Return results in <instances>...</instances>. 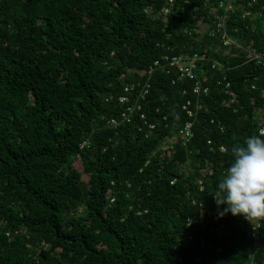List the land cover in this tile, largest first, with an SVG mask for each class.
Instances as JSON below:
<instances>
[{"label":"trees","instance_id":"trees-1","mask_svg":"<svg viewBox=\"0 0 264 264\" xmlns=\"http://www.w3.org/2000/svg\"><path fill=\"white\" fill-rule=\"evenodd\" d=\"M220 1L0 0V264H264V221L253 240L213 197L264 117L263 68L209 35ZM248 1L227 33L261 51L264 0L242 18ZM193 54L206 95L147 73ZM145 83L140 110L109 127L124 87Z\"/></svg>","mask_w":264,"mask_h":264},{"label":"built area","instance_id":"built-area-1","mask_svg":"<svg viewBox=\"0 0 264 264\" xmlns=\"http://www.w3.org/2000/svg\"><path fill=\"white\" fill-rule=\"evenodd\" d=\"M172 0H169L171 3ZM238 2L240 0H222L218 3L217 7L213 8L210 13H212L214 17V26L215 28H212L209 35L213 36L216 35L221 46L227 51L229 49L234 48L238 50L240 53L243 54L244 58L248 62H252L255 66L261 67L264 70V50L258 51L254 48H251L250 46L246 45V42L238 40L237 38H233L232 36L228 35L227 33V27L226 22L228 15L235 9L236 6H238ZM256 5V0H250L247 2V10L243 11L242 18L249 17L252 14V9ZM147 11V10H146ZM264 6H261L260 11L256 12L255 15H259L264 19ZM168 10L167 8L163 10V14H167ZM236 32V30H234ZM206 57L204 55H197L193 54L189 58H185L182 56H172L168 57L165 56L160 61H154L147 71L149 74L153 68L160 67L162 69H166L167 72H169V69H172L173 71L177 72L180 79H188L192 80L194 82L192 86V93L196 95H206L208 92L207 87H203L201 85V82L199 78L196 76L195 71L198 69L197 62L205 61ZM217 63H214L212 65V68H214ZM138 85V84H137ZM228 85H226V88ZM148 84H144L142 86L141 92L138 94V96L134 93V85H126L123 89V95H120L117 99V103L119 106L122 107L121 111H119L118 116L116 118H112L108 121V126L115 128L123 123H129L131 116L136 111L140 110V101H143L145 96L148 93ZM253 89V87H252ZM261 95L264 98V88L261 90ZM136 97V98H135ZM189 106V103H186L185 106L182 108L186 111V114L191 117L192 112L187 109ZM140 118H143V116H140ZM149 129H153L152 125L148 126ZM191 123H187L184 125V127L178 131L177 137L182 138L184 141H187L191 137ZM264 128V117L262 119L261 125L258 127V129ZM257 129V131H258ZM85 142H83L80 147L84 146ZM223 150V149H221ZM187 225L189 226L191 223L190 219H187ZM260 226L251 225L250 228V236L253 240H256L258 233H259ZM251 264V262L249 263Z\"/></svg>","mask_w":264,"mask_h":264},{"label":"clouds","instance_id":"clouds-1","mask_svg":"<svg viewBox=\"0 0 264 264\" xmlns=\"http://www.w3.org/2000/svg\"><path fill=\"white\" fill-rule=\"evenodd\" d=\"M231 152L232 160L213 194L218 217L239 215L259 226L264 221V128L234 145Z\"/></svg>","mask_w":264,"mask_h":264}]
</instances>
